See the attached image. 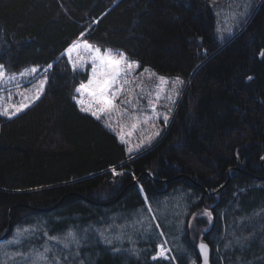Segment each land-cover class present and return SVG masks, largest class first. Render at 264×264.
<instances>
[{"label": "trees", "instance_id": "trees-1", "mask_svg": "<svg viewBox=\"0 0 264 264\" xmlns=\"http://www.w3.org/2000/svg\"><path fill=\"white\" fill-rule=\"evenodd\" d=\"M229 1L0 0V65L9 73L39 67L47 78L28 107L0 115V236L9 223L12 230L43 222L50 234L71 229L81 240L66 264H197L186 223L206 208L211 221L195 223L206 228L202 239L213 264L212 246L225 221L264 208V179L254 177L264 176V0H249V18L231 36H220L218 9ZM80 39L183 81L172 117L150 144L127 152L116 133L80 111L73 96L88 72H74L64 55ZM231 167L250 173L231 170L211 196L198 186L213 191ZM178 195L189 213L172 244L174 259H151L156 227L153 239L124 242L121 252L102 242L117 222L140 214L145 197L153 209ZM157 216L162 232L175 235L173 224ZM256 250H245L244 261Z\"/></svg>", "mask_w": 264, "mask_h": 264}, {"label": "rangeland", "instance_id": "rangeland-1", "mask_svg": "<svg viewBox=\"0 0 264 264\" xmlns=\"http://www.w3.org/2000/svg\"><path fill=\"white\" fill-rule=\"evenodd\" d=\"M248 1L249 0H231L225 5V7L218 9V20L215 31L217 35L231 36V33L229 34V32L232 30L233 26L238 27L239 23H244V21L249 18L248 13L250 11H248ZM242 2L243 4H241ZM255 2L256 0H253L252 3ZM239 5L241 6V9L237 10V6ZM83 41V39H80L76 42ZM100 48L102 50L111 49L114 53L121 52L112 48ZM64 55L68 60L66 51ZM76 58L77 52H73L72 59L75 60ZM126 61L135 62L127 57ZM135 63L138 64L137 62ZM70 66L72 67L71 64ZM32 68L33 67L26 68L18 73H9L4 68L6 75L4 79L0 81V89H2V91H0V106L6 107L13 103L30 104L37 99L36 86H38L39 81L45 79V69L41 71L39 67H36L38 69L37 73L20 75V73L26 72V70H29L30 72ZM145 69L146 68L139 69L138 64V67L127 77V80L130 82L123 84V94L115 100V103L120 105L121 109L127 110V114H117L116 112H113L110 115L102 114V118L99 119L105 126L111 123V128L106 127L117 134L121 142L126 145L127 152H130L129 148L132 149L131 152H134L150 144L159 136L161 131H163L162 129L166 127L170 117H172L171 115L174 111L175 105L179 101L181 93L185 88L184 83L179 84L175 89V94H173V84L171 81L175 80L177 77L171 78L161 76L155 74L148 68V71L145 72ZM78 70H87L89 78L91 75V63L84 64V66ZM8 77L14 78L9 80ZM159 77L167 78L168 82L165 83L160 81ZM85 83H87V81ZM116 87L119 88L120 85H117ZM157 94L160 96L159 100L157 99ZM9 95H11V99H9ZM76 96L79 97V94L76 93ZM169 96H171L170 99ZM83 99L87 103L88 97L86 94L83 96ZM121 100H131V103L134 104L135 107L121 104ZM86 113L90 114L89 112ZM164 114H167L168 116L166 122L163 119ZM133 125H135V128H133ZM141 141H143V143H141ZM137 145H139V147H137ZM184 200V195L175 196L173 199L167 197L159 202H155L152 212H148L147 209L149 206L151 207V205L150 203L146 204L144 198V205L139 208L138 212L140 214L138 216H135L132 220L124 218L122 224H120V222L116 223V227H114L112 233H109L108 235L106 234V239L111 240L110 245L113 247V251H123L122 244H124V242L129 243L131 246L138 237L144 240L153 239L155 237L153 234V227H156L155 229L158 230L157 232L159 233L160 238L156 241V251L151 256V259L153 257L165 260H168L171 257L174 259L172 244L175 245L174 242H177L179 237H181L180 235L177 236V232H183V226L189 213L187 206L184 205ZM170 202L173 203V209L168 212ZM232 207H234L235 210L237 209L236 206H231V208ZM231 210L233 211V209ZM205 211L209 212L205 208L203 211L192 213L189 216V223H186L191 240L192 238H195L196 246L199 241L203 240L202 232L206 230V228L203 229L196 225L195 221L197 217H203L208 221H211L207 215H204ZM179 214L182 216L181 218L178 217ZM157 215L162 217L166 224L169 222L170 224H173V228L176 229L175 235L174 233H171V235L165 234L162 232L160 226H156L158 225ZM227 215L230 216L233 215V213H228ZM153 216L156 217L155 220L152 219ZM177 217L178 220H176ZM229 220L232 221L229 225L225 221L223 224V233L216 238L215 243L212 246L211 259L213 264H263L264 208L242 217L230 216ZM233 221H235V223L232 224ZM40 224L41 225L36 224L30 227L28 225H20L10 230L11 234L3 241H0V262L6 261V264H21L19 257H15L14 259H10L9 257L16 252L32 253L35 250L43 251V246L47 239L45 232H47L48 235L57 236L61 240L65 238V234L68 232L59 233L58 231H51L52 234H50L48 232L49 230L44 226V223L41 222ZM177 227L180 228L177 229ZM25 229L27 231H25L22 236L17 237V231ZM126 229H129L128 234L126 233ZM105 232L107 233V230H105ZM17 238L20 240L19 244L8 243V241ZM79 241L81 242V240ZM102 242L105 243V237L102 238ZM47 243L53 249V252L48 254L49 258L53 255L58 256L61 258V264H66L65 261H70L72 259L71 256L73 255L72 250H77L76 248L78 247L70 240L68 241L69 247L66 249L63 248L62 244L57 243L56 241H47ZM249 245L252 247H249ZM254 247L257 249V255L253 256L252 254H249L251 257L249 256V259L244 261L246 257L244 251ZM128 250H131V247H129ZM161 252L163 254L158 255V253ZM59 254L62 255L59 256ZM63 257H67V259L65 260ZM189 262L193 263V261ZM197 264H199V262Z\"/></svg>", "mask_w": 264, "mask_h": 264}, {"label": "snow or ice", "instance_id": "snow-or-ice-1", "mask_svg": "<svg viewBox=\"0 0 264 264\" xmlns=\"http://www.w3.org/2000/svg\"><path fill=\"white\" fill-rule=\"evenodd\" d=\"M84 34L81 33V36ZM82 50V51H81ZM77 52V58L75 60L72 59V53ZM66 54L68 55L69 63L72 65L73 71H77L79 68H82L84 64L91 63V75L89 76L87 83H80L78 87L75 88V92L79 94V97L73 96V99L76 101V104L80 106V111L82 112H89L92 116L96 119H101L103 115H110L113 112L117 114H127L126 109H121L120 105L115 103V100L124 92L123 84L129 83L130 81L127 80L128 75L138 67V64L135 62H128L126 61L125 54L114 53L111 49H104L102 50L100 47L90 44L88 41L84 40L83 42H73L67 49ZM53 65H48V68H52ZM47 71V70H46ZM148 70L145 69V72ZM38 69L33 67L30 72L26 70L24 73H20V75L25 74H34L37 73ZM6 73L4 70V66L0 65V81H2L5 77ZM14 77H8L9 80L13 79ZM47 78L44 80L39 81L38 86H36V98H39V93L43 91L44 85L46 83ZM159 80L162 82L167 83V78L159 77ZM173 84V94H175V89L179 84L183 82L180 80L179 77L175 78V80L171 81ZM120 85L119 88L116 86ZM2 91V89H0ZM87 95L88 100L87 103L83 99L84 95ZM26 98V97H25ZM171 96H169V99ZM9 99H11V95H9ZM157 99H160L159 94H157ZM121 104H126L131 107H135L134 104L131 103V100H121ZM28 107L27 103L21 104H11L9 106H0V115L5 116H14L18 112L22 111L24 108ZM11 109V110H10ZM155 110V108H154ZM163 119L165 122L168 120L167 114L163 115ZM107 127L111 128V123L106 125ZM135 128V125H133ZM150 139V138H149ZM143 143V141H141ZM139 147V145H137ZM131 152L132 149L129 148ZM143 192V189H141ZM145 203L148 204V199L145 197ZM148 212H152V208L149 206L147 209ZM204 215H207L209 219H211V213L205 211ZM153 220L156 219L155 216L152 217ZM159 227V225H156ZM25 230H18L17 237H20L24 234ZM87 231V230H85ZM46 242L43 246V251L35 250L32 253H24V252H16L12 254L10 259H14L15 257H19V261L21 264H61V258L58 256L53 255L49 258V253L53 252L52 247H50L47 241H56L57 243L62 244L63 248H68L70 240L72 243H75L79 246L80 241L77 239L76 234L73 230H69L65 234V238L61 240L57 236L48 235L45 232ZM103 236V233H101ZM9 244H19L20 240L14 239L12 241H8ZM105 243H111V240L105 238ZM207 245L201 243L200 244V251L201 254L204 256V264H208L207 261ZM163 254L158 253V255ZM76 256L79 255L77 252ZM156 257H153L155 259ZM63 259H67V257H63ZM0 264H6L5 262H0Z\"/></svg>", "mask_w": 264, "mask_h": 264}, {"label": "water", "instance_id": "water-1", "mask_svg": "<svg viewBox=\"0 0 264 264\" xmlns=\"http://www.w3.org/2000/svg\"><path fill=\"white\" fill-rule=\"evenodd\" d=\"M259 164H260V167L262 169H264V155L260 158L259 160ZM231 170H237V171H242V172H245V173H250L248 171H246L245 169H242V168H239V167H231L229 168L226 173H227V178L225 180V182L223 184H221L219 187H217L216 189H214L213 191H208L204 186L202 185H199L198 186L205 192V194L207 196H211V195H214L216 192H218L222 187H224V185L227 183V181L229 180L230 178V171ZM145 174L153 181H156V182H165L166 180H162V179H158L156 177H154L153 175H151L149 172H145ZM254 177L256 179H264V176H256L254 175ZM140 179V176L137 177L136 179L133 180V182H136L138 183V180ZM194 184H196V182L193 181ZM10 229H11V224L9 223L8 226H7V229L5 230V232L0 236V241H3L4 239H6V237L8 236L9 232H10ZM203 243V244H206L208 247H207V261H208V264H211L210 262V246L208 245V243L204 240H201L198 242L197 244V253H198V256H199V264H204V256L201 254V251H200V244Z\"/></svg>", "mask_w": 264, "mask_h": 264}, {"label": "bare ground", "instance_id": "bare-ground-1", "mask_svg": "<svg viewBox=\"0 0 264 264\" xmlns=\"http://www.w3.org/2000/svg\"><path fill=\"white\" fill-rule=\"evenodd\" d=\"M256 260V259H255Z\"/></svg>", "mask_w": 264, "mask_h": 264}]
</instances>
